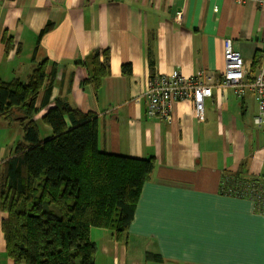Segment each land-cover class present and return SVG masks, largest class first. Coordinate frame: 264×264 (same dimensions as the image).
<instances>
[{"label": "crops", "instance_id": "0c3cea01", "mask_svg": "<svg viewBox=\"0 0 264 264\" xmlns=\"http://www.w3.org/2000/svg\"><path fill=\"white\" fill-rule=\"evenodd\" d=\"M224 39L240 52L250 80L264 60L263 9L250 0H0V78L25 81L44 59L55 73L48 106L20 117L15 140L31 122L32 134L48 137L40 118L66 96L72 107L95 114L99 150L155 160L127 232L89 229L94 264H264V215L224 191L237 176L264 177L255 94L214 87L201 123L189 101L171 104L169 123L146 115L150 76L222 70ZM95 51L108 55L100 58L108 74L97 89ZM8 138L6 146H14ZM2 236L0 264H13Z\"/></svg>", "mask_w": 264, "mask_h": 264}, {"label": "trees", "instance_id": "16d2710c", "mask_svg": "<svg viewBox=\"0 0 264 264\" xmlns=\"http://www.w3.org/2000/svg\"><path fill=\"white\" fill-rule=\"evenodd\" d=\"M4 43L7 52L9 36ZM107 56L95 51L90 57L94 89L108 74ZM47 66V59L37 63L25 81L0 78V117L6 123L16 112L32 116L48 106L55 73L47 72ZM121 69L130 74L128 64ZM40 121L50 129L48 137L32 134L31 122L0 159L6 255L13 264H94L96 245L89 229L127 232L155 160L99 150L95 114L72 107L66 96H58Z\"/></svg>", "mask_w": 264, "mask_h": 264}, {"label": "built area", "instance_id": "2783aa9c", "mask_svg": "<svg viewBox=\"0 0 264 264\" xmlns=\"http://www.w3.org/2000/svg\"><path fill=\"white\" fill-rule=\"evenodd\" d=\"M239 3L246 0H237ZM264 11V0H250ZM181 13H177L179 19ZM214 87L230 88L237 96L251 91L257 98V112L253 123H264V60L263 65L250 80H245L244 61L240 52L233 48L231 39H224L223 69L203 70L188 76L180 71L150 76L144 99L146 115L163 120L167 123L171 119V104L178 101H189L193 107L198 122L204 120V101L212 94ZM232 184L224 188L226 193L250 200L258 212L264 215V177L235 178Z\"/></svg>", "mask_w": 264, "mask_h": 264}, {"label": "rangeland", "instance_id": "374dc122", "mask_svg": "<svg viewBox=\"0 0 264 264\" xmlns=\"http://www.w3.org/2000/svg\"><path fill=\"white\" fill-rule=\"evenodd\" d=\"M20 117H21V114L18 113V112H16L14 114L13 121L10 122L9 124H7L6 122H4L3 119L0 118V123H1L0 124V156L1 157L3 156L2 154H5L7 151H9L10 148H13V144H11L9 146H6V142L9 139L8 138L9 137V134L11 135V139L13 138L15 140L17 138V133H18L17 130L20 129V127L22 126V124L24 122L23 120H21ZM10 124H11V126H9ZM6 125H8L10 127V129H12V131H9L8 130V127ZM45 127H47V126H45ZM40 131H41V128H40ZM12 133H13V135H12ZM11 142H12V140H11ZM15 142H16V140H15ZM8 147H9V149H8ZM0 235L2 236L1 231H0Z\"/></svg>", "mask_w": 264, "mask_h": 264}]
</instances>
